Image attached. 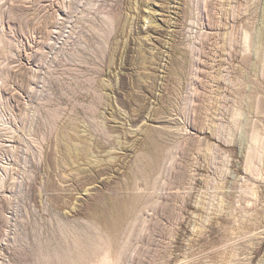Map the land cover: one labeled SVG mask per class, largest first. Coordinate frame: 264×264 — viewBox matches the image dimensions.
Here are the masks:
<instances>
[{"label": "rangeland", "instance_id": "374dc122", "mask_svg": "<svg viewBox=\"0 0 264 264\" xmlns=\"http://www.w3.org/2000/svg\"><path fill=\"white\" fill-rule=\"evenodd\" d=\"M0 264H264V0H0Z\"/></svg>", "mask_w": 264, "mask_h": 264}]
</instances>
